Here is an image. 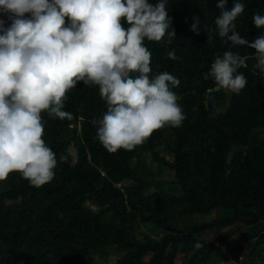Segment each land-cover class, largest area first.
<instances>
[{
	"label": "trees",
	"instance_id": "16d2710c",
	"mask_svg": "<svg viewBox=\"0 0 264 264\" xmlns=\"http://www.w3.org/2000/svg\"><path fill=\"white\" fill-rule=\"evenodd\" d=\"M242 2L236 28L251 43L264 35L252 22L254 14L264 15V0ZM216 3L167 0L176 37L170 45L145 40L151 74L167 71L180 80L173 91L186 116L181 126L165 125L134 149L110 153L91 123L103 117L106 104L98 86L82 81L64 101L63 110L74 119L41 113L43 139L58 164L53 180L39 188L19 172L0 181V264H95L94 252L105 259L110 249L126 251L109 264H204L216 246L199 233L228 225L248 227L231 249L232 259L239 261L244 251L258 255L264 244V75L253 68L255 49L233 47L216 33ZM232 7L227 0L226 9ZM193 16L201 21L199 35L190 30ZM0 20L11 24L2 9ZM208 29L215 37L211 44ZM171 50L181 59L166 58ZM228 50L247 57V68L239 69L247 83L239 94L203 78ZM147 155L157 171L145 162ZM163 170L171 172L178 192L155 179ZM199 216L205 220L197 221ZM145 223L162 233L148 234ZM248 238L254 241L246 245Z\"/></svg>",
	"mask_w": 264,
	"mask_h": 264
},
{
	"label": "clouds",
	"instance_id": "9594fccd",
	"mask_svg": "<svg viewBox=\"0 0 264 264\" xmlns=\"http://www.w3.org/2000/svg\"><path fill=\"white\" fill-rule=\"evenodd\" d=\"M226 5L227 0H217L216 33L233 47L255 49L253 68L264 75V35L250 43L236 28L245 4L233 0L231 10ZM0 9L11 20L7 27L0 20V181L12 172L37 188L53 180L58 160L43 139L41 113L74 119L63 108L66 93L78 82L98 86L107 110L91 123L110 153L132 150L155 130L179 127L186 119L173 91L180 80L167 71L152 75V53L145 46L146 39L170 45L176 37L167 0H0ZM192 20L190 30L199 35L200 18ZM252 22L264 28V15L254 14ZM207 34L211 44L213 30ZM166 58L181 59L175 50ZM246 61L238 52L225 51L203 78L239 94L247 83L239 71L247 68Z\"/></svg>",
	"mask_w": 264,
	"mask_h": 264
},
{
	"label": "rangeland",
	"instance_id": "374dc122",
	"mask_svg": "<svg viewBox=\"0 0 264 264\" xmlns=\"http://www.w3.org/2000/svg\"><path fill=\"white\" fill-rule=\"evenodd\" d=\"M160 154H164L163 151H160ZM145 162L154 170L157 171V166L154 162L151 161L150 157L147 155L145 156ZM155 179L163 180V188L164 189H172L174 192H178L175 188L176 185L170 184L172 179L171 172L167 170H163L161 174H156ZM153 190L152 188L150 191ZM197 221L205 220V216H199L196 218ZM142 230L147 232L150 235L158 236L162 232L158 229L154 228L151 224L145 223L142 224ZM264 227V226H262ZM248 232V227L243 228L242 230L238 231L231 225L228 226H219L209 228L205 231L199 233V237L206 241L207 243H213L216 246V249L211 253L210 258L204 264H249L253 262L255 264H264V244L257 248L258 255L249 257L248 251H244L241 255L239 261L235 262L230 254L231 249L234 247L239 235L241 233ZM254 241V238H248L247 244H250ZM126 250H111L105 259H100L97 257V252H94V263L95 264H109L115 261L117 258L121 257ZM223 255L226 258H223ZM177 264L179 261L176 262Z\"/></svg>",
	"mask_w": 264,
	"mask_h": 264
}]
</instances>
